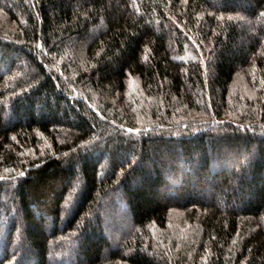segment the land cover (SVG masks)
Masks as SVG:
<instances>
[{
    "label": "trees",
    "instance_id": "obj_1",
    "mask_svg": "<svg viewBox=\"0 0 264 264\" xmlns=\"http://www.w3.org/2000/svg\"><path fill=\"white\" fill-rule=\"evenodd\" d=\"M0 264H264V0H0Z\"/></svg>",
    "mask_w": 264,
    "mask_h": 264
},
{
    "label": "rangeland",
    "instance_id": "obj_2",
    "mask_svg": "<svg viewBox=\"0 0 264 264\" xmlns=\"http://www.w3.org/2000/svg\"><path fill=\"white\" fill-rule=\"evenodd\" d=\"M115 199H116V198H115ZM115 205H116V206H114V207H113L112 205H111V206H108V207H109V209H112V210L114 209V210L117 211V210L119 209V207H121L122 204L120 203V201H118V200L116 199V200H115ZM117 206H118V208H116ZM116 213H117V212H116ZM114 214H115V212H114Z\"/></svg>",
    "mask_w": 264,
    "mask_h": 264
}]
</instances>
